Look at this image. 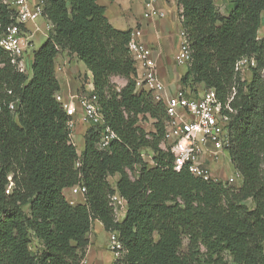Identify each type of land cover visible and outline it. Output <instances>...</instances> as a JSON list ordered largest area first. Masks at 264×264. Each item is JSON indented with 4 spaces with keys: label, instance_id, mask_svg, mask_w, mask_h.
Instances as JSON below:
<instances>
[{
    "label": "trees",
    "instance_id": "1",
    "mask_svg": "<svg viewBox=\"0 0 264 264\" xmlns=\"http://www.w3.org/2000/svg\"><path fill=\"white\" fill-rule=\"evenodd\" d=\"M177 3L191 52L181 86L214 89L223 103L235 93L227 150L241 184L174 169V155L161 146L165 105L136 87L128 46L133 29L114 27L98 0H44L42 15L52 29L33 52L32 74L0 45V264H82L96 219L119 235L123 252L114 264H264V38L258 35L264 0H230L227 15L215 0ZM15 24L17 12L0 0V39ZM62 51L92 72V93L117 135L107 149L98 147V127L90 126L78 153L72 119L56 99L55 59ZM244 57L256 60L251 80L236 69ZM146 117L153 131L140 125ZM146 148L152 165L142 155ZM76 185L86 188L83 203L64 195ZM116 193L127 203L121 220Z\"/></svg>",
    "mask_w": 264,
    "mask_h": 264
},
{
    "label": "built area",
    "instance_id": "2",
    "mask_svg": "<svg viewBox=\"0 0 264 264\" xmlns=\"http://www.w3.org/2000/svg\"><path fill=\"white\" fill-rule=\"evenodd\" d=\"M158 0H145L144 16H164V13L157 9ZM9 8L17 12V24L7 28V31L0 39V45L8 51L13 62L24 71V59L26 49L29 47L28 34L31 24L35 25L34 30H41L37 26V20L43 18L44 0H3ZM21 25L24 28H21ZM52 24L46 22L45 35L48 36ZM43 30V29H42ZM184 39L176 56L179 65H188L191 61L190 47ZM129 50L133 56L136 67V87L150 92L155 101H161L165 105L167 114L164 140L162 148L170 150L174 155V169L180 171L187 167L190 172L205 180L213 178L211 168L201 159L205 153H212L213 159L219 157L220 152L228 151L230 144L229 123L234 109L231 101L235 93H232L227 103H223L217 96L214 89L199 88L193 91L189 88L180 87L173 95L166 92V85L159 75L158 67L153 56V49L146 45L141 39V29H134L129 42ZM256 66V60L251 57L242 58L236 66L243 79H247L245 73L252 71ZM56 99L62 104L67 114L71 117L70 126L73 129L74 121L80 109L84 120L91 126L98 127L100 140L98 147L107 149L111 141L117 138L116 133L105 125L104 115L96 94L74 95L72 101L66 100L59 92ZM13 107V105L11 106ZM143 155V153H142ZM80 162L77 163V166ZM12 187L9 185L8 192ZM74 193L84 194L86 188L76 185L72 187ZM122 199L118 193L112 196V203L116 212L117 205ZM109 248L114 259H119L123 252V245L117 232L109 234Z\"/></svg>",
    "mask_w": 264,
    "mask_h": 264
},
{
    "label": "crops",
    "instance_id": "3",
    "mask_svg": "<svg viewBox=\"0 0 264 264\" xmlns=\"http://www.w3.org/2000/svg\"><path fill=\"white\" fill-rule=\"evenodd\" d=\"M144 2L145 0H98V3L105 7L106 15L114 27L121 30L141 29L142 41L153 49V56L158 67L159 75L166 85V92L169 95H173L181 87L180 80L184 75V73L180 75L176 69L179 65L176 56L184 41L181 35L183 30L180 16L182 7L178 5L177 0H158L157 9L164 13V16L156 15L153 17H145ZM215 3L217 4L216 0ZM36 22L37 26L41 28V32L34 30L33 27L35 25L31 24L28 34L29 43L30 40L37 37L39 33H43L42 29L45 30L47 20L43 17L39 18ZM258 35L259 38H264V12L262 13ZM47 37L48 36H46V38ZM33 46L34 44H32V47ZM34 50L36 49L33 48L32 50L31 63ZM55 62L57 77L61 84L60 93L64 98L69 94L68 87L75 91V94L72 95L73 97L78 94V89H81L82 92L85 91V93L93 92L94 84L92 72L75 54L62 51L57 55ZM245 76L247 80H251L252 72L247 71ZM86 77L88 83L83 87L84 78ZM118 78L122 79L124 81L123 85H125L126 80L121 77ZM74 122L76 123V129L79 131L80 135L79 146L77 145L78 140L75 134H73V137L75 138L74 140L77 145L78 153L81 155L84 150V135L91 125L84 120V115L80 109L78 110ZM225 153L230 160L229 152L225 151ZM203 155L201 159L205 164L211 167L210 163L213 161V154L205 153ZM63 192L66 198L73 204L83 203L85 201L84 194L74 193L72 188H66ZM126 210L127 203L123 200L121 203L120 220L124 218ZM109 234L110 232L105 230L101 221L97 219L93 221V227L88 234L90 244L82 264H98L97 260L100 249H109ZM111 264H114V257L111 259Z\"/></svg>",
    "mask_w": 264,
    "mask_h": 264
},
{
    "label": "rangeland",
    "instance_id": "4",
    "mask_svg": "<svg viewBox=\"0 0 264 264\" xmlns=\"http://www.w3.org/2000/svg\"><path fill=\"white\" fill-rule=\"evenodd\" d=\"M217 2V7L219 9V11L223 14V15H227L230 9V1H226V0H216ZM40 31V30H39ZM41 32V31H40ZM42 34L39 33V35L33 39L30 40V44H29V48L26 49L25 51V55L22 56V58L24 59V65H23V69L24 72H26L27 74L31 75V56H32V50L34 49H38L39 46L46 40V35H45V30H42ZM32 44H34V46L32 47ZM187 65H178L177 66V72H179V74L181 75L182 73L185 74V72L187 71ZM19 68V66H18ZM113 82L121 87L124 83V81L118 77H114L113 78ZM88 83L87 77L84 78V83H83V87L85 86V84ZM199 88H201V86H198ZM68 92L69 94L65 97L66 100L68 101H72L73 99V94H75V91H73L70 87H68ZM79 95L80 94H86L85 91L82 92L81 89H78L77 92ZM74 127L72 129L73 134H75V137L78 140V146H79V131H77L76 129V123H74ZM140 125L146 129L147 131H152L154 130V120L150 117H146L143 118L140 121ZM73 139H75L73 137ZM75 141V140H74ZM143 157L144 159L149 163V165H152V156H153V151L149 148L143 149ZM204 156V155H203ZM213 161L210 163V168L212 170L213 173V178L214 180L217 181H224V182H230L231 184L235 185V186H239L242 182V178L240 176V174L235 171V169L232 167L230 160L227 157V154L225 152H220L219 157L215 160L212 159ZM132 175L135 176L134 172H132ZM118 175H115L113 177H110V181L113 185L116 184ZM246 203L249 205V207L253 208L254 205L252 203L251 200L246 201ZM117 217L119 218L121 215V204L117 205ZM185 243L187 244V240L185 241ZM41 249L40 243L37 240H34L33 244H32V250L34 252H38ZM202 252L204 253V256L202 257L203 259H205L207 257V253H206V249L204 247H202ZM99 257H98V264H111V259H112V252L107 248L104 249H100L99 252ZM225 255L227 256V258H230L228 256L227 253H225ZM202 259V261H204ZM91 264V263H90Z\"/></svg>",
    "mask_w": 264,
    "mask_h": 264
}]
</instances>
